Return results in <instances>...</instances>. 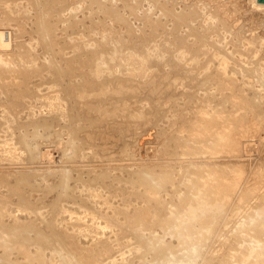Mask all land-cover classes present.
<instances>
[{
	"label": "rangeland",
	"instance_id": "obj_1",
	"mask_svg": "<svg viewBox=\"0 0 264 264\" xmlns=\"http://www.w3.org/2000/svg\"><path fill=\"white\" fill-rule=\"evenodd\" d=\"M0 264H264V8L0 0Z\"/></svg>",
	"mask_w": 264,
	"mask_h": 264
},
{
	"label": "bare ground",
	"instance_id": "obj_2",
	"mask_svg": "<svg viewBox=\"0 0 264 264\" xmlns=\"http://www.w3.org/2000/svg\"><path fill=\"white\" fill-rule=\"evenodd\" d=\"M99 1V0H98ZM104 1V0H103ZM250 2H252V4L253 5H255V6H259V7H263L264 8V2L263 1H257V0H249ZM114 4V3H113ZM116 4V3H115ZM115 6V5H114ZM113 6V7H114ZM117 6V5H116ZM115 6V7H116ZM114 7V8H115ZM102 8V7H101ZM97 9V8H96ZM106 9V8H105ZM93 10V9H92ZM98 10V9H97ZM99 11V10H98ZM115 11V10H114ZM116 12V11H115ZM179 13H181L180 11H179ZM116 15V14H115ZM184 15V14H183ZM114 16V15H113ZM118 17V16H117ZM120 17V16H119ZM121 20V19H120ZM72 21H74V20H72ZM180 38V37H179ZM136 50V49H135ZM139 51V50H138ZM223 51V50H222ZM136 52V51H135ZM139 53V52H138ZM221 57V56H220ZM219 58V57H218ZM168 59V58H167ZM235 59V58H234ZM222 62H223V60H222ZM163 63V62H162ZM224 64V63H223ZM160 65V64H159ZM164 68V67H163ZM221 68V67H220ZM179 69V68H178ZM163 70V69H162ZM175 70V69H174ZM183 71V70H182ZM209 72V71H208ZM179 73V72H178ZM207 74V73H206ZM208 75V74H207ZM203 77V76H202ZM66 100V99H65ZM49 102V101H48ZM48 104H50V102L48 103ZM52 104V103H51ZM66 104V103H65ZM50 106V105H49ZM48 126V125H47ZM33 132V131H32ZM27 134V133H26ZM34 134V133H33ZM20 138V137H19ZM21 139V138H20ZM23 141V140H22ZM24 142V141H23ZM27 144V143H26ZM163 173V172H162ZM62 175V174H61ZM201 176V175H200ZM194 178H195V176H194ZM204 180V179H203ZM171 181V180H170ZM195 181V180H194ZM158 182H160V181H158ZM166 182V181H165ZM198 183H199V181H198ZM66 184H67V182H66ZM73 184V183H72ZM172 184V183H171ZM71 187V186H70ZM160 187V186H159ZM109 189V188H108ZM110 190V189H109ZM164 190V189H163ZM73 191V190H72ZM71 191V192H72ZM73 194V193H72ZM77 194V193H76ZM71 195V194H70ZM105 195H107V194H105ZM109 196V195H108ZM115 196V195H114ZM160 204V203H159ZM114 223V222H113ZM101 232V231H100ZM123 249V248H122ZM169 259V258H168ZM168 262H170V260L168 261ZM172 262V261H171Z\"/></svg>",
	"mask_w": 264,
	"mask_h": 264
},
{
	"label": "water",
	"instance_id": "obj_3",
	"mask_svg": "<svg viewBox=\"0 0 264 264\" xmlns=\"http://www.w3.org/2000/svg\"><path fill=\"white\" fill-rule=\"evenodd\" d=\"M257 1H263L264 2V0H257Z\"/></svg>",
	"mask_w": 264,
	"mask_h": 264
}]
</instances>
